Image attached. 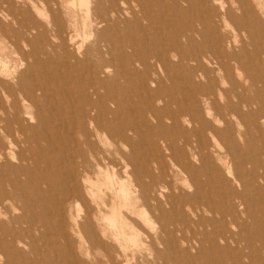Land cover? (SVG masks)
Masks as SVG:
<instances>
[{"label":"rangeland","instance_id":"obj_1","mask_svg":"<svg viewBox=\"0 0 264 264\" xmlns=\"http://www.w3.org/2000/svg\"><path fill=\"white\" fill-rule=\"evenodd\" d=\"M257 1L264 4V0ZM26 2L29 0H0V71L3 60L9 59L10 68L16 70L11 80L18 72L27 69L28 60L47 64L42 50H49V42L55 41L57 30L53 29L54 23L63 22L70 32L74 26L81 30L84 23V13L79 8L75 15L66 16L64 7L61 10L56 6L49 8L39 0L35 8ZM170 2H158L155 8H164ZM180 2L190 11L182 14L181 20L185 18L195 27L186 31L188 42L179 52H187L192 58L200 54L201 49H208L217 34L212 30L216 19L219 33L237 38L225 48L228 53L222 55L226 72L216 70L208 78L195 75L191 69L193 60L183 61L182 57L173 54L168 58L170 68L156 65L150 78L139 66L137 82L128 88L119 86L122 98H127L134 90L125 102L129 117L127 119L126 114L120 113L116 120L134 122L141 114L149 118L154 110L160 111L164 122L156 126L155 132L148 123H141V146L136 144L133 147L135 154H128L132 162L121 155L105 156L107 150L116 147L100 133L90 138L82 137L78 139V145L75 144L70 138L73 128L59 120L49 121L57 129L50 134L52 137L39 141L41 158L33 161L29 157V161H22L12 156L0 157V264H101L106 251L121 248L120 245L125 247L130 264H264V171L259 169L264 152V119L249 114V108L245 107L250 100L264 106V9L259 8L254 0H210L213 5L210 14L214 17L211 16V20L200 0ZM27 8L32 9L34 17L43 25L39 32L33 30L30 35L22 27L23 23H28L23 14ZM196 13L199 17L195 16ZM155 19L158 33L157 25L162 19ZM170 33L169 39L174 41L176 33L173 28ZM127 35L130 39L139 36L140 50L158 48L161 43L169 41L162 35L142 29ZM29 39L33 42L27 46ZM31 50L34 55L28 56ZM1 77L4 78L0 73ZM131 77L128 75L125 80L133 79ZM210 82L215 88L220 85L223 91H228V103L226 96L214 94L217 89L211 88ZM235 93L243 94L247 102L240 105ZM206 95L216 96L215 102L202 100ZM166 97L173 98V102L167 103ZM179 105L184 110L190 108L197 115V121L182 120L174 124L168 116L179 112ZM133 106L135 109L131 110ZM50 109L48 107L47 111L51 114ZM217 111L223 115L214 117ZM34 112L32 125L38 121ZM195 126L200 130L212 126L215 136L208 135V131L204 134V146L209 149V154L201 158L192 156L193 167L198 172L194 176L182 174L179 168L187 165L180 154L190 158L188 154L191 153L187 151L182 136ZM156 132L155 137L153 133ZM92 143L101 148L98 157L102 161L104 158L114 159L111 169L117 171V177L128 165V170L135 169L139 173L141 183L165 187L167 182L172 187H165L158 201L139 202V212L131 214L138 223L141 243H133L129 232L118 240L112 235L111 203L117 199L114 191L95 193L86 190L83 191L84 201L62 205L67 187L53 188L45 181L53 176L68 177L80 159L75 157L78 148L85 150ZM132 146L131 143L123 148L129 151ZM12 148L20 157L22 147L13 145ZM65 148L69 158L63 159V154H57L56 150ZM49 156L57 159L47 160ZM205 166L210 179L201 174ZM106 167L109 165H103L102 173ZM99 170L97 167L91 174L95 176ZM81 177L82 174L79 179ZM197 201L205 204L199 206ZM122 214L130 216L126 209ZM28 221L36 227L32 229ZM103 229L109 235L108 239L103 237ZM147 235L153 240L152 247L148 241L142 243ZM103 238L108 241L105 248L100 246Z\"/></svg>","mask_w":264,"mask_h":264},{"label":"bare ground","instance_id":"obj_2","mask_svg":"<svg viewBox=\"0 0 264 264\" xmlns=\"http://www.w3.org/2000/svg\"><path fill=\"white\" fill-rule=\"evenodd\" d=\"M37 1L39 0H29L26 3H31L32 6L37 8ZM41 1L49 8L56 6L61 10L64 7L67 12L66 16L75 15L78 8L81 9L84 13V23L81 30L74 26L71 32L64 27L63 22L60 24L54 23L53 29L57 30L54 34L55 41L49 42V50H42L47 64L28 60L27 69L18 72L13 80L10 77H13L16 70L10 68L8 64L9 59L3 60L0 71L4 77L0 79V157H4L5 159L11 156L15 160L20 159L22 161H29L27 160L29 157L33 161L36 158H41L38 154V149H40L39 141L40 139L49 140L52 137L50 134L55 133L57 129L50 122L52 120H59L60 123L64 121L68 126L73 128L70 138L75 141V144L78 145V139L82 137L90 138L92 135L98 136L100 133L116 147L115 149L107 150L105 156L121 155L125 160L127 159L132 162L128 154H135L133 147L136 144L141 146L143 139L141 123H148L155 132L156 126L159 127L160 123H163L164 120L161 119L160 111L155 112L154 110L151 111L149 118L141 114L138 120L134 122L122 119L116 120L118 118L116 115L120 113L126 114L128 119L129 113L126 111L128 107L125 102L134 93V90L132 92L129 90L130 93L127 98H122L119 86L128 88L130 84L137 82V79L140 77L138 75L139 66H142L148 78L152 75L151 73L156 65L158 67L170 68L168 58L172 54L178 58L182 57L183 61L193 60L194 65L191 66V69L195 75L201 74L208 78L216 70L226 72V63L222 59V55L227 54L228 52L225 48L237 40V38L233 39L224 33H219L218 21L215 19L212 30L217 32V34L209 44L208 49H201L202 51L199 49L200 54L192 58L187 52L181 54L179 52L180 49L183 51L185 42H188L186 31L190 32L194 24L185 20V18L181 20L182 14L190 11L189 8L181 5L180 0H171L170 4H165L164 8L160 9L155 8L158 2H165L167 0ZM200 1L210 14L213 7L209 3L210 0ZM254 1L257 2L259 8L264 9V4L261 1ZM196 4L197 2H194V5ZM23 14L25 15V20L28 22L26 24L23 23L22 26L26 34L30 35L33 30L39 32L40 27L43 25L41 21L34 17L32 9H25ZM195 16L199 17L197 13ZM211 16L210 14L209 17L212 20L213 16ZM156 17L162 19L161 23L157 25L158 33L155 30V24L158 22L155 19ZM120 27H123V29ZM172 28L176 33L174 41L169 39ZM141 29L155 32L157 35L168 38L169 41L161 43L158 48L147 47L140 50L137 42L139 36L137 39H130L127 33L138 32ZM48 30L50 29L48 28ZM124 31L126 32V36L124 35ZM26 38L28 39V37ZM32 42L33 40L29 39L27 46L31 45ZM16 43L18 42L16 41ZM15 47H18V45ZM27 55H34V52L31 50ZM212 64L214 66H210ZM63 69H65V72H63ZM225 74L227 75V73ZM128 75H131L133 79L125 80V77ZM61 79L64 80L63 83L60 82ZM209 86L217 89V92L214 94L217 95L218 93L221 96H226V103L230 101L228 91H223L220 85H217V88H215L213 83L210 82ZM237 94L235 93V96L238 97L237 102L240 105L243 102H247L243 94ZM57 95L60 96L58 97ZM186 99L187 97L185 101ZM202 100L214 103L216 96L206 95L202 97ZM165 101L171 103L173 102V98H167ZM110 104H113V107ZM246 104H248L245 107L249 108L247 111L249 114H255L257 118L264 119V106H261L262 103L260 105L257 101L250 100ZM253 104L255 106H252ZM48 107L51 108V114L47 111ZM134 107L130 109L134 110ZM178 107L179 112L168 116L174 124L179 121L182 122V120L189 123L197 121V115H194L195 113L190 108L184 110L181 108V105ZM33 110L38 115V121L37 124L32 125L31 123L35 118V115L32 114ZM200 113H202V110ZM48 115H52V117L48 118ZM219 115L223 114L217 111L214 117H218ZM104 120H107L106 124ZM207 131L209 132L208 135L215 136L212 126L207 130L206 127L200 130L195 126L182 136V141L187 151H191L188 154L190 158L186 154H180L181 159H184V162L187 164L179 168V172L182 174L194 175L198 173L193 167L192 161L194 159L192 156L201 158L204 154H209V149L204 146L205 140L203 138ZM153 134L156 137L157 132ZM60 139H62V136ZM131 143L133 145L132 149L125 151L123 147ZM13 145H20L22 147L19 151L21 153L20 157L12 150ZM67 151V148L56 150L57 154H63V159L69 158ZM100 153L101 148L99 145H94L93 143L89 147H86L85 150L78 148L75 157L80 159L76 161L75 170L68 177L58 178L53 176L45 181L53 188L59 185L67 187L68 191L62 201V205L71 201H81V199L84 201L85 195L83 191L86 190L95 193H102L105 190L114 191L117 199L112 200L111 203V210L113 212V220L111 222L113 228L112 235L118 240L120 236L125 237L129 232L133 243H141V238H139L141 234L136 227L138 223L132 218L131 214L138 211L139 202L151 203L152 201H158L159 197L163 195V189L165 187H172L167 182L165 183V187L162 185H158L157 187L145 185V183H141V176L138 175L139 173L135 169L132 171L127 169L128 165H125L121 171L122 175L117 177V171L114 168L113 170L111 169V166L114 167V164H112L114 159L104 158L102 161L98 157ZM262 154V161L259 160V169L264 171V152ZM229 156L232 157L231 155ZM50 159H57V157L50 158L49 156L47 160ZM103 165H109V167H106L104 173L101 170ZM97 167L100 170L94 176L91 173ZM201 171L203 176L206 175L208 179L211 178L208 175L209 171L206 166ZM80 174H82L81 179H79ZM65 181L68 183L65 184ZM118 198L120 199L119 202L117 201ZM197 202V204H200L199 206L205 204L203 201ZM197 204H193V206L197 207ZM213 208L216 209V206ZM123 209H126L130 216L125 217L122 214ZM98 210L101 211V207ZM144 219L147 221L146 218ZM37 220L39 221L40 218ZM30 225L32 229L36 227L32 222H30ZM102 235L107 239L109 238L104 229ZM148 237L150 236L147 235V239L142 243L148 241L152 247L153 240H149ZM105 242L108 241L103 238L100 246L105 248ZM120 247L110 251L107 250L103 255V259L101 258L100 260L101 264H130L125 247L121 245Z\"/></svg>","mask_w":264,"mask_h":264}]
</instances>
